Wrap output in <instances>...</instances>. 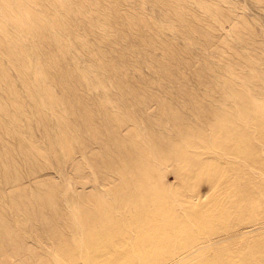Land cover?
Here are the masks:
<instances>
[{"label":"rangeland","instance_id":"1","mask_svg":"<svg viewBox=\"0 0 264 264\" xmlns=\"http://www.w3.org/2000/svg\"><path fill=\"white\" fill-rule=\"evenodd\" d=\"M0 215V264H264V0H0Z\"/></svg>","mask_w":264,"mask_h":264},{"label":"bare ground","instance_id":"2","mask_svg":"<svg viewBox=\"0 0 264 264\" xmlns=\"http://www.w3.org/2000/svg\"><path fill=\"white\" fill-rule=\"evenodd\" d=\"M261 187V186H260ZM237 192H238V190H237ZM49 196V195H48ZM258 201V200H257ZM261 204V203H260ZM161 211V210H160ZM220 211V210H219ZM1 216V215H0ZM213 217V216H212ZM168 221V220H167ZM175 222H176V220H175ZM89 224V223H88ZM175 225V224H174ZM174 228H175V226H174ZM174 230V229H173ZM186 232V231H185ZM149 237V236H148ZM179 237V236H178ZM189 237V236H188ZM184 239V238H183ZM64 240V239H63ZM94 240V239H93ZM176 240V239H175ZM189 240V239H188ZM185 244V243H184ZM143 245V244H142ZM71 247V246H70ZM85 247H87V246H85ZM88 248V247H87ZM114 248V247H113ZM141 248V247H140ZM190 248V247H189ZM89 249V248H88ZM88 251V250H87ZM121 251V250H120ZM188 251V250H187ZM117 256H119L118 254H117ZM141 256H142V254H141ZM141 258H143V256L141 257ZM130 261V260H129ZM85 262H86V260H85ZM175 262V261H174ZM198 262V261H197ZM179 263V262H178ZM188 263V262H187ZM86 264V263H85ZM167 264V263H166ZM189 264V263H188Z\"/></svg>","mask_w":264,"mask_h":264}]
</instances>
